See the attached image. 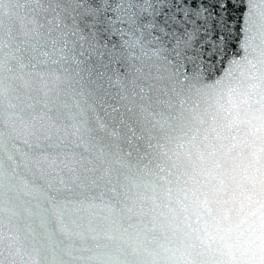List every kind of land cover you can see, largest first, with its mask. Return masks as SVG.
Wrapping results in <instances>:
<instances>
[{"label":"water","instance_id":"obj_1","mask_svg":"<svg viewBox=\"0 0 264 264\" xmlns=\"http://www.w3.org/2000/svg\"><path fill=\"white\" fill-rule=\"evenodd\" d=\"M157 0H0L6 264H264V20L181 68Z\"/></svg>","mask_w":264,"mask_h":264},{"label":"snow or ice","instance_id":"obj_2","mask_svg":"<svg viewBox=\"0 0 264 264\" xmlns=\"http://www.w3.org/2000/svg\"><path fill=\"white\" fill-rule=\"evenodd\" d=\"M258 20H264V0H157L141 26L166 45L178 80L188 64L219 62L223 69Z\"/></svg>","mask_w":264,"mask_h":264}]
</instances>
